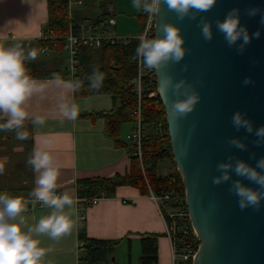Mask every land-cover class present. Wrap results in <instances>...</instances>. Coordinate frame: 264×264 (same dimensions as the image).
I'll return each mask as SVG.
<instances>
[{
	"label": "water",
	"instance_id": "1",
	"mask_svg": "<svg viewBox=\"0 0 264 264\" xmlns=\"http://www.w3.org/2000/svg\"><path fill=\"white\" fill-rule=\"evenodd\" d=\"M260 9L250 16L249 9ZM236 8L241 24L253 37L241 50L238 40L228 45L216 22ZM264 0H216L215 5L194 17L191 13L179 19L174 10L162 3L155 20V35L160 34L161 20L175 24L184 38L185 55L178 62H170L157 74V92L166 111L173 160L181 174L185 198L199 241L193 264H264V206L241 209L237 197L229 192L233 180L214 185L217 163L244 159L255 165L264 156V144H256L255 129L264 125ZM209 22L212 38L204 39L201 20ZM170 76L173 83L185 81L199 95L193 110L183 117H174L171 104L179 95L163 81ZM250 77V82L243 81ZM183 95V90H181ZM237 110L253 124V132L236 129L231 117ZM237 137L245 142V149L232 146ZM255 187V185H252ZM115 258H113L114 260Z\"/></svg>",
	"mask_w": 264,
	"mask_h": 264
},
{
	"label": "crops",
	"instance_id": "2",
	"mask_svg": "<svg viewBox=\"0 0 264 264\" xmlns=\"http://www.w3.org/2000/svg\"><path fill=\"white\" fill-rule=\"evenodd\" d=\"M96 8L99 14L100 9L98 6ZM111 11L114 15L110 21L115 30L116 21L120 25L119 20L122 19L120 28L125 31L131 29L128 34L137 35L142 31L143 11L133 7L132 0H116L111 6ZM47 22V0H0V45L9 47L18 43L27 47L30 42L40 39ZM51 64H53L52 61ZM36 79L45 82L47 86L43 92L34 94L26 101L29 116L22 130H26L29 135L28 139L20 140L21 143L15 147L14 154L21 155L22 160H25L31 156L36 141L47 143L55 164L59 166L57 188H64L73 197L72 207L65 208L73 221V227L57 239H51L46 234L37 237L41 247L50 249L42 257L41 264H79L78 230L82 223H78L75 183L83 178H109L128 173L132 160L127 135L136 126H132V129L123 137L122 131L126 125L124 124L118 139L110 137L105 132L106 120L103 116L82 115L111 111L113 109L111 94L93 93L76 97L75 92L65 86L72 80L61 78L65 84L58 85L53 77ZM61 96L79 106V114L75 120L61 114L59 110ZM34 115H43L45 123L33 125ZM143 133L144 136L151 135L153 128L146 126ZM15 134L16 130L8 131L0 135V138L12 140ZM3 156L5 155L0 154V162L6 160ZM28 165L29 171L24 176L23 184L24 187L32 190L38 173L33 171L30 164ZM171 172L169 171L167 175ZM24 199L28 200V197ZM50 212L51 209L43 206L25 211L21 215L25 218L26 226H29L34 225L41 216L48 215ZM84 225L89 238L122 240L117 250L123 247L128 249V242H131L132 251L136 245L140 244L143 237L156 236L158 264H173L171 242L165 235V223L161 211L150 195L140 193L135 187L119 186L113 197L102 198L97 204L89 207L86 210ZM115 255L111 264H115Z\"/></svg>",
	"mask_w": 264,
	"mask_h": 264
},
{
	"label": "clouds",
	"instance_id": "3",
	"mask_svg": "<svg viewBox=\"0 0 264 264\" xmlns=\"http://www.w3.org/2000/svg\"><path fill=\"white\" fill-rule=\"evenodd\" d=\"M162 3H166L170 10H174L179 19H183L190 13L194 17L198 13L207 12L215 5L216 0H132L133 7L155 16H158ZM259 11V8L253 7L249 9L248 14L254 16ZM260 22L264 24V14L261 15ZM216 29L223 34L228 45H233L239 40L241 50L253 37L260 36L259 29L250 34L247 27L241 24L239 10L236 8L216 22ZM158 31L160 34L154 37H149L147 30L141 34L134 53V59L143 68L156 73L170 62L180 61L185 55L184 38L175 24L161 20ZM201 34L206 40L211 39L213 35L210 23L203 19ZM37 54L35 49L25 52L18 43L9 47L0 45V131L16 130L18 140H26L29 135L26 130H22L29 116L26 101L34 94L43 92L47 86L45 82L31 76L26 67V61L35 60ZM53 79L58 85L65 84L58 74H53ZM87 79L88 86L98 90L102 87L104 73L94 67ZM250 79L246 77L243 83H249ZM163 84L165 89L171 87L173 92L179 95L171 104L174 117L186 116L193 110L199 95L195 90H191V85L185 87L184 80L173 83L170 76L164 77ZM65 86L76 91L80 88L81 82L75 80ZM59 110L63 116L71 120H75L79 114V106L69 102L64 96L60 98ZM231 122L236 129L243 128L248 133L253 132L251 120L239 110L233 113ZM44 123L43 115L32 117L33 125ZM255 136L257 145L264 144V125L255 129ZM229 143L241 150L246 147L245 142L237 137L231 138ZM27 163L32 166L35 173H38L35 187L29 193L34 198L31 203L39 201L41 206L48 207L51 212L41 216L34 225L26 226L21 213L26 211L30 201L0 191V264H41L42 257L50 249L41 247L37 237L46 234L51 239H57L73 227V221L65 208L70 209L74 201L68 192L60 194L56 192L59 166L55 164L46 142H35ZM216 169L218 174L212 178L214 185L229 181L233 173L250 182L245 184L241 179H236L229 186V192L237 197L241 209L247 207L259 209L264 206V156L256 160L255 165L244 159L233 161L229 157L217 163ZM2 173L3 167H0V174Z\"/></svg>",
	"mask_w": 264,
	"mask_h": 264
},
{
	"label": "trees",
	"instance_id": "4",
	"mask_svg": "<svg viewBox=\"0 0 264 264\" xmlns=\"http://www.w3.org/2000/svg\"><path fill=\"white\" fill-rule=\"evenodd\" d=\"M83 6L96 7L100 13L94 17H86L80 12H75L73 19L69 18L68 0H47L48 22L43 28L45 33L54 32L56 36H64L70 31L73 23L78 26L81 22H90L96 26L106 27L111 25V18L114 15L111 6L116 0H82ZM143 22L146 17L142 14ZM139 40L132 38L129 43L112 45L108 42L101 47L95 48L89 45H81L78 53V64L76 73L71 74L67 67L62 66L60 57L65 56L64 41L59 40L57 46L51 41L35 40L29 46H21L25 52L29 49L37 50L39 47L47 48L49 54L59 57L53 64V69H39V64L26 61L29 74L34 78H51L58 74L65 80H79L81 86L74 91L75 96H88L93 93H108L113 99V109L106 113H90L82 116L98 117L103 116L106 120L105 132L108 136L120 137L124 124L135 121V110L138 107V96L134 91L133 80L137 76V64L134 59L135 48ZM98 68L104 73V81L100 89H91L88 86L87 76L93 68ZM154 94L152 95V93ZM141 124L153 128V134L143 137V156L140 160L131 154L130 171L124 175L117 174L113 177H92L78 179L75 183L77 197L80 199V206L85 209L94 198L113 197L119 186H131L137 188L144 195L150 194V189L156 194L169 188L184 189L180 172L173 160L166 111L158 95L156 88L144 89L141 100ZM161 126L160 133L159 129ZM8 131H0V135ZM130 148V147H129ZM131 153V149H130ZM169 161L173 171L167 176H162L158 171L161 162ZM10 195L28 197L31 189L27 187L7 188L0 187ZM79 242L82 244L79 249V264H111L122 240H102L89 238L86 233L84 222L78 230ZM180 241V236L177 237ZM140 264H158V242L156 236H146L140 240ZM131 242H128L129 264H131Z\"/></svg>",
	"mask_w": 264,
	"mask_h": 264
},
{
	"label": "built area",
	"instance_id": "5",
	"mask_svg": "<svg viewBox=\"0 0 264 264\" xmlns=\"http://www.w3.org/2000/svg\"><path fill=\"white\" fill-rule=\"evenodd\" d=\"M82 0H68L69 18L73 19L75 15V8L82 6ZM146 17L142 31L138 36L133 37H120L116 34L113 23L106 27L96 26L90 22H81L78 26L73 23L70 25V31L64 36H56L51 30L48 33L42 32L40 40L51 41L54 46H57L59 40H63L65 53H68V60L66 67L71 74L76 73L78 64V53L81 45H89L95 48L101 47L103 43L108 42L112 45L124 43L127 44L132 38H137L144 34L147 30L149 37L155 36V15H148L142 12ZM38 53L47 54V48L39 47ZM65 54V55H66ZM137 76L133 80L134 91L138 96V107L135 110L136 127L127 135L130 143L131 154L135 157L142 159L143 150L142 143L144 137L143 126L141 124V100L144 89L156 88L157 89V74L155 71H149L136 61ZM154 92L152 93V95ZM160 133L161 126L159 129ZM57 194L68 192L64 188H56ZM69 193V192H68ZM70 194V193H69ZM150 198L157 204L161 211L165 223V235L171 242V254L173 264H193V260L199 250L200 241L197 232L192 225L191 217L188 211L185 198V189L169 188L156 194L150 189ZM73 198V197H72ZM34 198L28 199L30 203L26 206V211L33 208H41V202L36 201L31 203ZM78 202L77 211L79 213L78 223H83L86 217V210L97 204L100 198H94L89 202V207L84 210L80 206V199L75 198ZM180 236V241L177 237ZM82 245L79 242V246Z\"/></svg>",
	"mask_w": 264,
	"mask_h": 264
},
{
	"label": "rangeland",
	"instance_id": "6",
	"mask_svg": "<svg viewBox=\"0 0 264 264\" xmlns=\"http://www.w3.org/2000/svg\"><path fill=\"white\" fill-rule=\"evenodd\" d=\"M75 11L78 13L80 12L86 17H94L98 14V9L96 7H87L85 8L83 5L76 7ZM120 25L118 24V21H116V34L120 37H133L138 36L139 34H128V32L131 31V29L122 30L120 26L123 23V20H119ZM121 29V30H120ZM38 53V52H37ZM59 60V57L55 56L54 54H41L38 53L35 60H32V62L39 64V69H53V67H57V65L51 64V61ZM68 60V53L60 57L61 64L64 65L62 68L66 66V61ZM132 126H136V122H131L126 125H124L122 136L125 137L129 130L132 129ZM146 127V126H145ZM144 131V126H143ZM131 133V132H130ZM129 133V134H130ZM12 140L8 139H1L0 138V154H3L6 157V160L4 162H0V167H3V173L0 174V187H10V188H21L25 185L23 184L24 176L29 171V165L27 163V160H22L23 158L21 155H15L14 149L18 146L20 140L16 139V134L12 136ZM8 157H7V156ZM28 156V154L26 153ZM24 154V157H26ZM7 161H10L9 163ZM24 161V162H23ZM158 171L161 175L166 176L169 171H173V167L170 164L169 161L161 162L158 165ZM141 250H140V244L136 245L134 249L131 251V264H139V256H140ZM129 254L128 249L123 247L119 248L116 252V261L115 264H129Z\"/></svg>",
	"mask_w": 264,
	"mask_h": 264
}]
</instances>
